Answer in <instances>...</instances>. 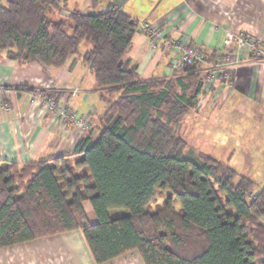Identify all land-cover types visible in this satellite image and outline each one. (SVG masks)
Wrapping results in <instances>:
<instances>
[{
    "label": "trees",
    "instance_id": "obj_1",
    "mask_svg": "<svg viewBox=\"0 0 264 264\" xmlns=\"http://www.w3.org/2000/svg\"><path fill=\"white\" fill-rule=\"evenodd\" d=\"M0 1V52L60 69L91 44L83 63L107 107L71 155L0 163V248L80 229L97 264L134 251L145 264H264V185L204 153L183 157L195 153L182 127L204 94L201 67L144 80L124 60L140 32L124 12L64 17L65 0ZM157 191L169 196L152 211Z\"/></svg>",
    "mask_w": 264,
    "mask_h": 264
},
{
    "label": "crops",
    "instance_id": "obj_2",
    "mask_svg": "<svg viewBox=\"0 0 264 264\" xmlns=\"http://www.w3.org/2000/svg\"><path fill=\"white\" fill-rule=\"evenodd\" d=\"M123 2L65 0L61 14L65 17L73 11L85 15L105 13ZM124 13L137 22L150 23L163 33V41L154 51L144 33L138 32L124 57L126 62L137 64L144 80L170 78L174 75L172 67L179 68L178 58L167 48L171 40L199 46L214 57L213 62L219 63L227 77L215 81L211 92L200 97L193 112L208 123V133L223 131V127L233 132L229 123L236 117L241 162L263 164L264 61L225 46L224 37L226 32L244 33L264 46V0H127ZM84 48L60 69L46 68L37 62L22 65L0 52V163L22 166L68 156L84 136L86 131L78 128L65 129L56 115L35 98L38 90L53 96L59 106L68 105L78 118H88L91 129L96 127L107 107L100 99L93 74L83 63L89 45L86 43ZM234 155L235 151L230 153V159ZM0 264L97 263L82 230L77 229L2 247ZM111 264L145 262L134 251L119 256Z\"/></svg>",
    "mask_w": 264,
    "mask_h": 264
},
{
    "label": "built area",
    "instance_id": "obj_3",
    "mask_svg": "<svg viewBox=\"0 0 264 264\" xmlns=\"http://www.w3.org/2000/svg\"><path fill=\"white\" fill-rule=\"evenodd\" d=\"M127 0H124L122 4L114 7L112 10L118 12H124L125 4ZM1 5V1H0ZM138 29L144 33L147 38L150 48L157 51L160 44L163 41L162 31L151 25L150 23L138 22ZM224 45L227 47H235L239 51L247 53L251 58L255 60L264 61V46L256 38H253L244 33H232L226 32L224 37ZM167 48L171 51L173 56L178 58L177 65L179 67L183 65L199 66L205 74L206 79L204 81V93H210L212 85L218 79H226L227 74L222 70V67L217 61L210 62L208 53L199 46L190 47L187 43H183L179 40H171L167 43ZM178 66H173L174 71ZM35 98L41 100L52 111L57 120L62 124L65 129H80L85 132L91 129V122L88 118H78L76 113L70 110L68 105H58L56 99L53 96L47 95L44 91L38 90L35 94Z\"/></svg>",
    "mask_w": 264,
    "mask_h": 264
},
{
    "label": "rangeland",
    "instance_id": "obj_4",
    "mask_svg": "<svg viewBox=\"0 0 264 264\" xmlns=\"http://www.w3.org/2000/svg\"><path fill=\"white\" fill-rule=\"evenodd\" d=\"M3 1V0H2ZM87 42L82 43L80 47V52L82 53L85 49V45ZM89 46L91 44H88ZM196 113L191 111L188 117L185 119L184 125L182 127V136L183 138L188 141L189 148H192L195 150L194 156L190 154V150L184 154V158H190L193 161H198L199 153H204L210 157L215 158L216 160L220 162H224L226 164H229L231 167H233L238 173L241 174H247L250 178H252L256 184L257 188L261 189L264 185V163L261 164V161H258L259 163L255 164H244L241 162L240 156H239V146L238 144V133L236 131L237 129V119L231 118L232 123H229V130L234 129L233 132L226 131L223 127V131H218L214 133H208L207 131V122L205 120L198 119L199 117H196ZM233 124V125H232ZM211 134V137L208 139V135ZM98 136V132L96 133L95 138ZM227 137L230 140H224V138ZM252 143V142H251ZM253 146V145H252ZM254 148H252V151L254 152ZM235 151V155L232 159H230V153ZM74 164L73 162L70 163V165ZM245 170V171H244ZM156 202L152 204L151 210L156 211L157 208L163 205V202L168 198L169 193L161 194L159 191L156 192ZM86 213L89 219L90 224H96L98 222L97 216L95 212L93 211L91 205L89 203H86L85 205ZM111 217L118 218V215L121 217H124L128 215V213L124 210H112L110 212Z\"/></svg>",
    "mask_w": 264,
    "mask_h": 264
}]
</instances>
